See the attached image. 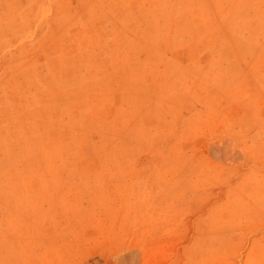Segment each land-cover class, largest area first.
Masks as SVG:
<instances>
[{
  "label": "rangeland",
  "instance_id": "obj_1",
  "mask_svg": "<svg viewBox=\"0 0 264 264\" xmlns=\"http://www.w3.org/2000/svg\"><path fill=\"white\" fill-rule=\"evenodd\" d=\"M0 264H264V0H0Z\"/></svg>",
  "mask_w": 264,
  "mask_h": 264
}]
</instances>
